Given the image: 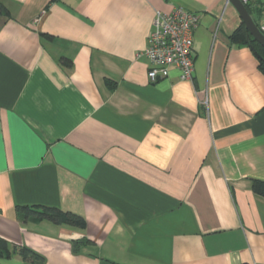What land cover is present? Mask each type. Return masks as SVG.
<instances>
[{
  "label": "crops",
  "instance_id": "1",
  "mask_svg": "<svg viewBox=\"0 0 264 264\" xmlns=\"http://www.w3.org/2000/svg\"><path fill=\"white\" fill-rule=\"evenodd\" d=\"M0 3V243L42 264H264L253 190L264 73L249 45L231 42L243 23L231 2ZM247 4L262 18L264 0ZM178 5L200 18L194 76L172 67L152 82L139 53L155 10ZM18 206L70 211L87 227L23 220Z\"/></svg>",
  "mask_w": 264,
  "mask_h": 264
},
{
  "label": "built area",
  "instance_id": "2",
  "mask_svg": "<svg viewBox=\"0 0 264 264\" xmlns=\"http://www.w3.org/2000/svg\"><path fill=\"white\" fill-rule=\"evenodd\" d=\"M242 1L246 4L248 0ZM199 21L198 14L181 5L170 12L155 10L147 47L139 53L150 60V81L166 78L172 67L180 70L181 79L193 78L196 58L194 33ZM258 26L264 34V11Z\"/></svg>",
  "mask_w": 264,
  "mask_h": 264
},
{
  "label": "trees",
  "instance_id": "3",
  "mask_svg": "<svg viewBox=\"0 0 264 264\" xmlns=\"http://www.w3.org/2000/svg\"><path fill=\"white\" fill-rule=\"evenodd\" d=\"M249 12L252 14L253 10L250 5L247 4ZM7 13V9L3 4L0 3V13ZM261 16L255 18V22L259 23ZM231 42L233 44L249 45L259 59V68L264 73V47L260 45L253 37L249 34L247 28L242 23L239 28L231 35ZM253 190L264 197V181L254 180ZM18 217L23 220L41 221L50 220L59 225H69L84 229L87 227V221L79 214L63 211L56 207L47 206H18L17 207ZM80 242H77V244ZM12 247V250L10 249ZM6 249V251H5ZM5 251V252H4ZM13 255H19L23 260L33 263L42 264L45 262V257L36 252L35 250L22 245L10 246L5 240L0 243V256L11 257Z\"/></svg>",
  "mask_w": 264,
  "mask_h": 264
},
{
  "label": "water",
  "instance_id": "4",
  "mask_svg": "<svg viewBox=\"0 0 264 264\" xmlns=\"http://www.w3.org/2000/svg\"><path fill=\"white\" fill-rule=\"evenodd\" d=\"M233 4V6L238 11L240 18L247 28L249 34L257 41L260 45L264 47V34L260 30L257 22L253 19L251 13L249 12L247 5L242 0H228Z\"/></svg>",
  "mask_w": 264,
  "mask_h": 264
}]
</instances>
